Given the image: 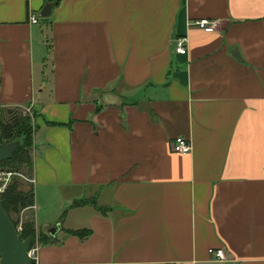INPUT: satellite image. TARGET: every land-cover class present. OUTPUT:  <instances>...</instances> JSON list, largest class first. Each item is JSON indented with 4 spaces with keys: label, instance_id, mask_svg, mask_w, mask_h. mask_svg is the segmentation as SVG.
<instances>
[{
    "label": "crops",
    "instance_id": "crops-1",
    "mask_svg": "<svg viewBox=\"0 0 264 264\" xmlns=\"http://www.w3.org/2000/svg\"><path fill=\"white\" fill-rule=\"evenodd\" d=\"M0 109L36 128L37 264H264V0H0Z\"/></svg>",
    "mask_w": 264,
    "mask_h": 264
},
{
    "label": "trees",
    "instance_id": "trees-1",
    "mask_svg": "<svg viewBox=\"0 0 264 264\" xmlns=\"http://www.w3.org/2000/svg\"><path fill=\"white\" fill-rule=\"evenodd\" d=\"M32 117L19 113L17 109H0V146L8 143L17 145L11 157L6 161L0 162V171L17 173L27 179L31 177V150L33 147V134L36 129ZM21 179L18 176L14 177L11 184L0 194L3 209L15 229L17 230L20 227L17 234L21 241L30 238V247H33L37 242L39 244L48 243L50 241L49 236L39 235L36 238V230L32 221L21 222L19 219L20 213L25 209L31 208L34 200L32 185L29 184V188L26 189ZM84 205H91L102 214L106 213V209L97 206L94 199L82 200L73 204L76 207ZM10 213L16 215V220L10 217ZM69 233L79 239H84L90 235V231L87 229L69 231ZM31 264L34 263L31 262Z\"/></svg>",
    "mask_w": 264,
    "mask_h": 264
},
{
    "label": "water",
    "instance_id": "water-1",
    "mask_svg": "<svg viewBox=\"0 0 264 264\" xmlns=\"http://www.w3.org/2000/svg\"><path fill=\"white\" fill-rule=\"evenodd\" d=\"M50 10L51 5H45L41 10L40 16L42 18L48 17ZM16 146L15 143L0 146V162L8 160ZM57 229V227L53 228L49 231V234L54 235ZM30 244V238L22 241L19 239L17 230L5 213L3 202L0 199V264H31L27 257Z\"/></svg>",
    "mask_w": 264,
    "mask_h": 264
},
{
    "label": "built area",
    "instance_id": "built-area-1",
    "mask_svg": "<svg viewBox=\"0 0 264 264\" xmlns=\"http://www.w3.org/2000/svg\"><path fill=\"white\" fill-rule=\"evenodd\" d=\"M29 23L30 24H38L39 20L35 14L29 15ZM192 26L199 28V29H206V28H215L218 25L217 20H208V19H199L195 20L191 24ZM187 37L182 36L174 41L173 50L176 54L183 55L186 53L187 47ZM172 152L180 155H188L191 152V144L189 140L183 137H177L173 140L171 144ZM21 177L22 179L26 180L24 177L17 173H13L10 171H0V194L4 192V190L11 184L14 177ZM29 181V180H26ZM20 227H18L17 231H19ZM37 248L36 246L30 247L27 252V257L31 262L37 264V256H36ZM208 254L212 257V259L219 263L223 264L226 262L225 254L223 249H209Z\"/></svg>",
    "mask_w": 264,
    "mask_h": 264
},
{
    "label": "rangeland",
    "instance_id": "rangeland-1",
    "mask_svg": "<svg viewBox=\"0 0 264 264\" xmlns=\"http://www.w3.org/2000/svg\"><path fill=\"white\" fill-rule=\"evenodd\" d=\"M19 113H22V114H25V115H28V112L23 110V109H17ZM26 180H28L27 178H25ZM23 182H24V187L26 189H28L29 187V181L27 182L26 180L24 179H21ZM10 217L13 219V220H16V215L14 213H10Z\"/></svg>",
    "mask_w": 264,
    "mask_h": 264
}]
</instances>
